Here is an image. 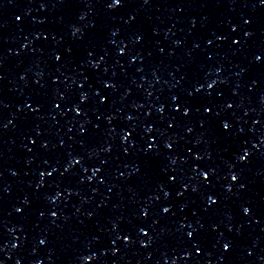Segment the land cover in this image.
Listing matches in <instances>:
<instances>
[{"label":"water","instance_id":"1","mask_svg":"<svg viewBox=\"0 0 264 264\" xmlns=\"http://www.w3.org/2000/svg\"><path fill=\"white\" fill-rule=\"evenodd\" d=\"M0 264H264V0H0Z\"/></svg>","mask_w":264,"mask_h":264}]
</instances>
